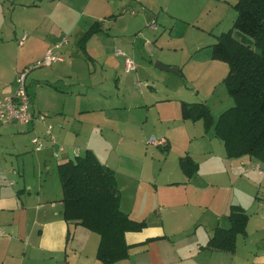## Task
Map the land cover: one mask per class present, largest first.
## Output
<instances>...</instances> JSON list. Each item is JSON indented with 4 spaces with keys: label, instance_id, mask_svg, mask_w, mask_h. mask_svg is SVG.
<instances>
[{
    "label": "crops",
    "instance_id": "obj_1",
    "mask_svg": "<svg viewBox=\"0 0 264 264\" xmlns=\"http://www.w3.org/2000/svg\"><path fill=\"white\" fill-rule=\"evenodd\" d=\"M81 1L0 0V96L12 93L15 88L16 73L37 60H41L48 48L62 43L59 48L62 53L69 42L64 32L73 27L78 19L75 5L77 6ZM96 1L97 5L93 6ZM102 1L107 3L109 0ZM211 1L216 11L224 0H206V2ZM134 2L136 0H110L108 4H112V7L109 6L112 12H105L101 10L104 9V4L100 0H92V8L98 11V14H93L96 19L90 22L81 37L83 38L89 29L97 25V30L85 40L87 43L93 40L92 42L98 45L100 39L105 38L104 42H106L116 36L118 27H121L119 32L127 31L128 26H122V20L127 13L126 9L132 7ZM199 2L197 0H172V2L168 0V5L162 3L152 17L149 16L144 22L149 24L139 28L137 34L142 35L141 29L144 27L157 31L154 33V35L158 34L157 36L145 40L149 57H154L157 60L155 63L160 62L176 67L178 70L176 73L184 80L192 77L194 70L197 71L195 75L198 74L201 58L197 56L201 48L195 43L190 53L189 46H175L176 41L172 38V32L176 24L182 26L184 34L179 39L184 41L187 33L204 30L199 26L202 14V4ZM166 26H170L168 27L170 29L169 38L163 39V32L160 33L159 29L166 28ZM23 35L25 39L19 43ZM63 39H66L64 43ZM130 43L128 50L133 51L135 47ZM123 52L126 54L125 51ZM114 54L122 56L124 61V55ZM86 55L90 59L94 57V54L92 57L88 50ZM206 57L210 58V66L212 65L207 68L208 71L211 72L220 66L217 63L218 60L211 58V48ZM64 61L65 58L58 62ZM135 66L127 70L124 62V72L137 70ZM54 78L57 79V76L54 75ZM120 81L122 80L116 79L115 81L118 88ZM211 81H213L212 87L216 89L217 79L215 81L211 79ZM26 85L31 97V109L44 113L46 117L44 122L0 123V264H103L96 256L99 234L82 225H75L65 220L64 204L61 199L62 191L57 176L58 163L80 156L89 148H85L80 153L79 147L66 143L65 141L70 140L72 135L64 129V126L69 123L65 117L64 105L60 107V110L54 109L52 102L45 101L44 103L35 98L29 90L30 84L26 82ZM87 85L86 83L81 86L86 88ZM47 90H51L52 93L54 90L72 95L75 93H68L65 89L63 91L54 84ZM156 92L158 90L151 91L153 94ZM181 93L182 90L179 89L175 96L171 94L154 97V103L158 106H170L171 102H176L179 106L178 116L180 117L178 118L185 122L190 119L182 117V103L194 102L186 101ZM106 94L107 92L99 89L94 98L95 105L89 107L91 110L86 108L78 111L80 114L78 116L82 117L81 123H77L78 126H76L79 133L80 124L84 130L87 125L86 121L92 122L91 126L101 123L98 116L104 118L106 114V106L102 100L104 97L101 98V96ZM127 96L128 100L129 97L130 99L133 98L132 96L135 97L133 94ZM145 99L149 100V98ZM117 105L111 104L108 108L110 111L118 110L120 107ZM125 108L130 112L136 108V105L128 104ZM90 115L93 117L83 120ZM175 116L174 112L173 117ZM159 119L160 123H163V119L166 120L167 117L161 114ZM46 125L51 126L57 143L65 147L63 151H59L57 157L53 153L57 152L58 144L52 145L48 140L45 141V147L42 150H33L31 139L37 135L42 136ZM164 133L165 135L161 136H165L168 140L166 147L155 146L149 144L148 140L146 141L148 146H153L152 151H94L89 149L100 162L114 170L116 184L120 191L121 210L126 212L131 219L144 220L146 223L139 230L125 232V242L129 245L128 256L113 264H264V213L262 215L263 224L254 231L251 241L257 249L254 252L247 250L244 259L241 256V246L244 243L238 239L239 235L242 236V240L244 239L243 233L237 235L233 252L206 248L215 226L220 224L221 219L226 218L229 223L230 206L239 205L244 211L246 207L240 201L242 199L240 193H232L231 197L227 196L223 199L218 196L217 192L212 191V187L216 186L215 188L218 189L219 183L224 184L225 178H228V183L231 184L236 179L235 170L239 167H243L242 173L246 174L247 178L253 174L264 175L262 166L264 162L247 155L228 157L226 150L224 152L172 151L177 134L173 133L168 126ZM127 134L129 136L124 134L120 138V144L127 139L136 143L133 144L134 146L137 144L141 146V138L137 143V138H130V129ZM196 141L201 142L198 139ZM70 147L73 151H69ZM158 148L162 150L170 148V150L165 153L159 151ZM200 153L208 157L210 160L208 169L214 174L206 173V184L195 188L193 186L199 184L196 183V178L203 175L202 165L196 162ZM61 155L64 160L58 161ZM160 157L164 159V163L161 162ZM170 157L171 159L176 158L175 161L181 166L183 162L189 165L192 168L189 176H187L186 167L179 168L178 164L174 165L175 167L168 166L167 160ZM184 158L187 159L184 161ZM148 160L157 162V167L155 168V163H150ZM256 165H259L262 171L257 170ZM158 178L161 180H157ZM212 178L214 181L211 180ZM235 200L236 203H234ZM247 216L245 232L250 220L248 214ZM150 219L154 221L150 222ZM248 235L250 233H247V238Z\"/></svg>",
    "mask_w": 264,
    "mask_h": 264
},
{
    "label": "rangeland",
    "instance_id": "obj_2",
    "mask_svg": "<svg viewBox=\"0 0 264 264\" xmlns=\"http://www.w3.org/2000/svg\"><path fill=\"white\" fill-rule=\"evenodd\" d=\"M100 1L104 4V9L101 10L112 12L110 8L112 4H108L110 0L107 3L102 0ZM197 1H200L199 3L202 4L199 26L204 30H195V33L193 31L187 33L184 41L179 39L184 34L182 26L176 24L172 32V38L176 41L175 46H189L190 53L195 43L201 48L197 56L201 58L198 74L195 75L197 71L194 70L193 76L185 80L176 72L156 68L154 63L157 60L154 57H149L145 44L147 38H154L158 34L154 35L157 31L146 29L145 27L149 23L147 22L146 24L144 22L147 21L149 16L152 17L162 3L168 5V0H136L132 7L130 6L126 9L127 13L123 17L124 20H122V26H128L127 31H120V34L119 30L121 27H118L116 31L118 34L116 36H113L106 42H104L105 38H102L98 45L92 42L93 40L87 43L85 38L81 37L90 22L96 19V17H93V14H98V11L92 8V0H82L77 6L75 5L78 11V19L75 21L73 27L64 32V36L69 39V42L61 53L65 61L53 62L51 66L36 67L30 71L26 78L27 84H30L29 90L35 98H38L44 103L45 101L52 102L51 105H53L54 109L57 108V110H60V107L64 105L65 117H67L66 119L69 122L64 126V129L72 135L70 140L65 141L66 143L79 147L80 153L85 148L93 149L94 151H152L153 146H148L146 141L152 136L160 137L163 134L165 135L164 131L168 126L173 133L177 134L175 136L176 141L171 149L172 151H225L223 142L216 136L213 126L206 131L202 120H185L183 122L178 118L180 117L178 116L179 106L176 102H171L169 104L170 106H158L154 103V97L170 96L171 94L175 96L176 92L181 89L182 98L186 101L205 102L215 120L224 110L234 105V98L228 93L227 87L221 80L228 71V65L218 60L219 62L217 63L220 66L210 72L207 69L210 66V58L206 56L210 52L211 44L217 41L218 36L227 32L232 27L237 16V11L234 7L237 0H224L219 4L216 11L214 10L213 1ZM97 3L96 1L93 6H96ZM172 10L182 14L175 9ZM143 26H145L141 29L143 34L138 36V30ZM168 27L170 26L159 29L160 33L163 32V39L166 37L169 38L168 31L170 29ZM129 42L135 47L133 51L128 50ZM117 48L126 52L133 60L134 65L137 66V70L127 72L128 74L124 72L122 56L114 54ZM87 50L92 54V57L94 54L93 59H90L86 55ZM54 75L57 76V79L54 78ZM58 78L61 79L58 80ZM116 79L118 81L120 79L122 80L118 83L119 88L116 86ZM211 79L214 81L217 79L216 89H214V86L212 87L213 81ZM86 83L88 85L86 88H83L81 85H85ZM49 84L52 85L50 86ZM53 84L63 91L67 90L66 92L68 93H75L72 95L56 90L52 93L50 92L51 90L49 91L47 89L52 87ZM99 89L107 92L105 96H101V98L104 97L102 100L106 106V114L104 118L98 116L101 121L99 125L91 126L92 122L86 121L87 125L82 130V124H80L81 130L79 133V129L76 126H78L77 123H81L82 117L78 116V111L95 105L94 98ZM77 90L79 92L83 90L82 92L84 93L82 94L81 92L79 94ZM153 90H158V92L153 94L151 93ZM130 94L135 95V97L132 96V99L129 97L128 100L127 95ZM145 98H149V100ZM111 104H118L117 106L120 108L110 111L108 107ZM128 104L136 105V108H133L129 112L125 108ZM174 112L176 113L175 117H173ZM161 114L167 117L166 120L163 119V123H160L159 119ZM90 117L93 116H86L83 120L85 121ZM129 129L131 133L130 138H137V143L139 138H141L142 144L140 147L138 144L134 146L133 144L136 143L127 139L123 140L120 144V138L124 134L128 135ZM197 139L201 142H197ZM57 144L60 145L59 142ZM69 149V151H73L71 147ZM158 150L166 153L170 148L166 150L158 148ZM201 154L196 159V162L202 165L203 175L196 178V183L199 184L193 186L195 188L206 184V173L210 175L214 174L208 169L210 160L206 155ZM160 158L161 162L164 163V159L162 157ZM72 159H75V157ZM154 159H157V157H154ZM175 159H171L170 157L167 160V165L174 166L178 164L179 168L186 167L187 176H189L192 168L186 164L181 166ZM186 159L184 158V161ZM57 160L62 161L64 159H62L61 155ZM148 161L155 163L154 167H157V162L153 160ZM262 166L264 167V164ZM242 168L239 167L235 170L236 179L231 184L228 183L229 179L225 178L223 181L224 184L219 183L220 187L218 186V189L215 188L216 186L212 187V191H215L214 193L217 192L219 194L218 196L223 199L227 196L231 197L230 194L232 193H240L242 196L240 201L245 204V211L250 218L247 230L243 233L244 239L242 240L241 235L238 236L240 242L244 243L241 246V256L244 259L247 250L254 252L257 249L251 241L254 237V231L263 224L264 175L253 174V176L247 178L246 174L242 173ZM157 180L161 179L158 178ZM211 180L214 181V178ZM234 203H236V200ZM152 220L150 219L149 221L152 222ZM227 222L226 218H223L219 222V226L228 227L229 223ZM247 233H250L248 238L246 236Z\"/></svg>",
    "mask_w": 264,
    "mask_h": 264
},
{
    "label": "trees",
    "instance_id": "obj_3",
    "mask_svg": "<svg viewBox=\"0 0 264 264\" xmlns=\"http://www.w3.org/2000/svg\"><path fill=\"white\" fill-rule=\"evenodd\" d=\"M234 7L237 16L232 27L210 47L211 58L228 65L222 81L234 105L216 120L205 102H183L181 113L184 119L202 120L206 131L213 126L228 157L247 155L264 162V0H237ZM96 30L97 25L84 38ZM57 176L65 220L99 234L96 256L103 264L125 259L129 249L125 232L139 230L146 223L131 219L121 210L114 170L87 149L75 159L58 163ZM228 220V227L215 226L206 248L234 251L248 216L239 205L232 204Z\"/></svg>",
    "mask_w": 264,
    "mask_h": 264
},
{
    "label": "built area",
    "instance_id": "obj_4",
    "mask_svg": "<svg viewBox=\"0 0 264 264\" xmlns=\"http://www.w3.org/2000/svg\"><path fill=\"white\" fill-rule=\"evenodd\" d=\"M25 39V35L21 37L19 43H22ZM66 39H63V43ZM62 43L55 45L54 47L48 48L41 60H37L32 65L26 66L21 71H18L15 75V88L12 93L5 96H0V123H21L26 124L32 121L44 122L46 115L41 112H36L31 109V97L26 88V78L31 69L39 66H49L53 62H58L63 60L59 48ZM118 55H124L125 67L127 70L134 68L133 60L126 56V54L119 48L115 51ZM48 140L52 145L57 144L52 131L51 126H45V133L42 136H34L31 139L33 150L40 151L45 147V141ZM149 144L155 146L166 147L168 145V140L165 136L160 137H150L147 141ZM65 149L64 145H58L57 152H54L55 157L58 156L59 151ZM256 169L262 171L259 165H256ZM1 232V230H0Z\"/></svg>",
    "mask_w": 264,
    "mask_h": 264
},
{
    "label": "water",
    "instance_id": "obj_5",
    "mask_svg": "<svg viewBox=\"0 0 264 264\" xmlns=\"http://www.w3.org/2000/svg\"><path fill=\"white\" fill-rule=\"evenodd\" d=\"M155 67H158V68L163 69V70L173 71V72H177L178 71L176 67L164 65V64H162L160 62H156L155 63Z\"/></svg>",
    "mask_w": 264,
    "mask_h": 264
}]
</instances>
